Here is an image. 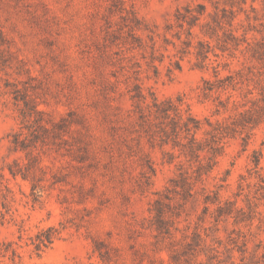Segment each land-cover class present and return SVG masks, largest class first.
Returning a JSON list of instances; mask_svg holds the SVG:
<instances>
[{
    "label": "rangeland",
    "instance_id": "rangeland-1",
    "mask_svg": "<svg viewBox=\"0 0 264 264\" xmlns=\"http://www.w3.org/2000/svg\"><path fill=\"white\" fill-rule=\"evenodd\" d=\"M0 264H264V0H0Z\"/></svg>",
    "mask_w": 264,
    "mask_h": 264
},
{
    "label": "trees",
    "instance_id": "trees-1",
    "mask_svg": "<svg viewBox=\"0 0 264 264\" xmlns=\"http://www.w3.org/2000/svg\"><path fill=\"white\" fill-rule=\"evenodd\" d=\"M10 174L12 175V176H16V172H14V171H10ZM23 176V178H24V175H22Z\"/></svg>",
    "mask_w": 264,
    "mask_h": 264
}]
</instances>
